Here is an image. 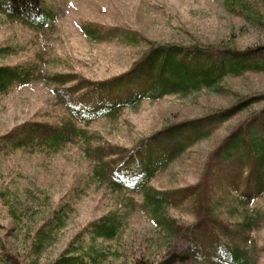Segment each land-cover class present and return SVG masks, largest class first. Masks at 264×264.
I'll use <instances>...</instances> for the list:
<instances>
[{
	"label": "rangeland",
	"instance_id": "rangeland-1",
	"mask_svg": "<svg viewBox=\"0 0 264 264\" xmlns=\"http://www.w3.org/2000/svg\"><path fill=\"white\" fill-rule=\"evenodd\" d=\"M236 1L43 0L40 21L0 13V48L10 49L0 57V67L27 74V80L0 94V138L11 135L4 141L7 154L0 152V179L15 210L0 209V264H53L68 249L66 255H77L76 247L101 252L94 264L144 259L154 264H230L218 252L228 245L245 253L247 264H264V193L253 191L242 199L249 191L243 175L249 167L238 157L224 161L216 154L228 137L264 122V69L227 75L216 90L217 85L156 100L141 97L137 86L86 95L82 82L127 73L151 50L148 42L215 57L237 51L246 53L243 61L264 62V3ZM126 34L142 40L125 42ZM104 92L119 99L111 113L104 106L108 100L100 102ZM87 109L97 112L91 115ZM222 110L233 111L229 121L184 152L156 154L153 176L136 189L115 181L119 167L100 169L119 161L117 147L133 149L167 128ZM64 133L67 139L59 147L42 140ZM156 139L162 143L163 137ZM222 161L226 176H235L229 182H220L223 173L216 163ZM135 162L130 160L131 181L140 175ZM151 190L168 197L160 217L153 216L146 200ZM228 191L236 207L215 208L219 220L210 217L216 221L210 229L200 225L187 236L211 212V199ZM192 193L204 197L193 202ZM55 214L63 221L57 231L49 222ZM108 215H118V236L93 240L89 226L102 233V219ZM172 219L184 229L170 237ZM39 231L46 233L40 240L46 236L37 255L29 244ZM193 246H198L195 253Z\"/></svg>",
	"mask_w": 264,
	"mask_h": 264
},
{
	"label": "trees",
	"instance_id": "trees-1",
	"mask_svg": "<svg viewBox=\"0 0 264 264\" xmlns=\"http://www.w3.org/2000/svg\"><path fill=\"white\" fill-rule=\"evenodd\" d=\"M245 1L246 0H237L236 2H239L238 4L241 5ZM260 2L264 3V0H261ZM3 12L9 17L18 20L27 18L34 21H40L39 17L45 14V9L43 0H0V13ZM256 25H259V23ZM123 37L125 42H138L139 40H142L141 36L137 34H126L123 35ZM148 44H151V50L146 52L145 56L127 73L103 82L93 83L91 81L81 80L86 87L85 94L91 95L92 92H95L94 94L97 93L100 95L101 92L106 91L107 89L116 90L118 92L128 90L131 86H137V93L140 92L141 97L156 100L174 93H181L183 95L194 92L197 93L203 89H213L217 85L214 89L216 90L219 88V83L227 75L241 76L248 71L264 69V62L261 63L254 58H252L251 61H243L242 58L247 57L245 56L246 53H240L237 51L232 52L228 56L224 55L222 57H215L205 55L201 51L190 50L189 48L184 49L179 46H160L149 42ZM9 52V48H0V57L9 55ZM18 80H27V74L19 75V69H17V67H0V94L8 93L10 88H13V86L17 84ZM99 99L101 100L100 102L108 100L104 106L105 110L109 111V113L112 111V105L119 100L115 95L107 97L105 92ZM94 112H97V110L93 111L87 109V113L91 115H93ZM230 112L233 111L222 110L203 118L167 128L158 134L163 137L162 143H157L161 140L156 139L158 138L157 135L151 136L149 139L142 141L141 144L136 145L133 149L117 147L119 150V161L117 163H115V161L104 163L100 169L102 171H108L112 170L114 167H119L122 171L120 172V177L115 178V181L118 184L122 183V185H127L132 189H136L139 184L146 183L153 176L155 170L154 156L156 154L168 151H177L178 153L184 152L195 141L209 137L217 125L229 121L230 116L233 114ZM259 122L254 126H250L249 129H246L247 131H238L233 136L228 137L225 143L218 148L216 153L217 156L221 155L219 159L224 161H230L238 157L241 163H244L249 167L248 174H243L247 181L246 190L249 188V191L242 195V199H247L252 196L253 191H256L258 194L264 193V122L261 124ZM70 125L75 129L74 125ZM69 134H71V132ZM9 136L11 138V135ZM66 136L67 133H64L61 135H53L50 138H43L42 140H47L52 147H59L62 142L67 139H65ZM9 139H7L6 136L0 138V152L2 154L5 150L3 149L5 146L4 141ZM155 140H157V142ZM163 143H165V147L160 149L159 147ZM18 146L19 145H16V147ZM142 148L144 150L140 152L141 155L137 156L135 152L140 151ZM7 152L8 151L5 150L6 154ZM130 160H135V166L139 165L140 167V172H135L140 173V175L133 181L130 180V176L131 174L133 175L132 169L134 166L130 164ZM216 168L223 173V178L220 182H229L235 178L233 174L226 176V169L224 168L223 161L220 163L217 162ZM210 173L211 172L209 171V176ZM215 191L216 189L211 191V197L214 195ZM218 194L220 196L217 197L215 195L217 197L216 200L211 199L212 208L209 205L211 212L203 215L201 222L198 223L199 225L193 227L195 230H193V228L190 229L186 234L187 236L192 237V235L196 233V230H200V225H205L207 229H210L212 221H210V217L219 220L220 213L215 212V208H219L223 204L227 206L229 205V207H232L233 209L236 207L237 204L235 200H232L229 191L227 194ZM146 196V200H148L152 207L151 211L153 216L160 217V211L168 207L166 205L168 197L161 191L152 190L147 192ZM191 196H193V202H198L202 196L204 197V194L201 195L198 193L196 195V193H192ZM162 201H165L166 206L162 204ZM228 201L230 202L227 203ZM13 205L14 203L11 193L7 188L3 187V182L0 179V209L9 210L14 213L15 210L13 209ZM117 216L118 215H108L102 219V233L96 231L98 230L96 228H91L90 225L87 231H89V233L92 232L91 238H93V240H96L98 236H102L109 240L116 238L119 229L118 223L116 224V220H118ZM49 222L55 224L56 231L63 227L62 219L56 214ZM170 222L171 227L170 225L167 226L169 227L167 228V234L170 237H172L171 235L173 233L180 232L181 234L184 227L179 226L173 219L170 220ZM212 222L216 221L213 220ZM41 234L46 233H44V231H39L37 238L29 244L31 249L37 250V252H35L37 255L42 250L44 237L46 236H43L40 240L39 237ZM176 235H178V233ZM197 247L198 246H193V253L196 252ZM75 250L78 251L77 255H66L70 252V249H68L67 252L53 264H91L90 260H92V263L94 264V261H96L101 254V252L93 253V251H89L85 247H76L74 251ZM218 252L221 257L227 255L231 260L230 264H247L245 261V253L236 246L228 245L226 246V249L219 248ZM152 263L153 262L144 259V261H136L133 264Z\"/></svg>",
	"mask_w": 264,
	"mask_h": 264
}]
</instances>
